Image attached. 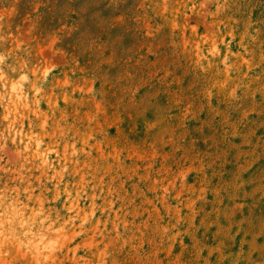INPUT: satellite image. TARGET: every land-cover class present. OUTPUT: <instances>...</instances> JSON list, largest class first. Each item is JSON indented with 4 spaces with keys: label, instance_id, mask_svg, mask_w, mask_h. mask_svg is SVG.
I'll return each instance as SVG.
<instances>
[{
    "label": "rangeland",
    "instance_id": "374dc122",
    "mask_svg": "<svg viewBox=\"0 0 264 264\" xmlns=\"http://www.w3.org/2000/svg\"><path fill=\"white\" fill-rule=\"evenodd\" d=\"M0 264H264V0H0Z\"/></svg>",
    "mask_w": 264,
    "mask_h": 264
}]
</instances>
